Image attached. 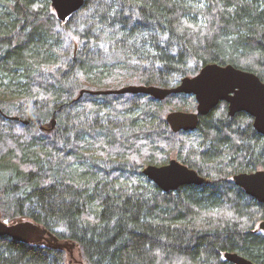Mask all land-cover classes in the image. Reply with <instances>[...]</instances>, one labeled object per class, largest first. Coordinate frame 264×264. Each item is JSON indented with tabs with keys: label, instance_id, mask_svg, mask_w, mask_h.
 <instances>
[{
	"label": "trees",
	"instance_id": "trees-1",
	"mask_svg": "<svg viewBox=\"0 0 264 264\" xmlns=\"http://www.w3.org/2000/svg\"><path fill=\"white\" fill-rule=\"evenodd\" d=\"M208 63L264 81V0H85L65 22L51 0H0L3 220L76 243L86 264H264V202L232 180L264 169L250 115L223 101L174 132L167 113L196 111L194 95L88 92L172 87ZM172 156L206 181L163 191L143 174ZM0 264H68L67 251L0 237Z\"/></svg>",
	"mask_w": 264,
	"mask_h": 264
},
{
	"label": "water",
	"instance_id": "water-1",
	"mask_svg": "<svg viewBox=\"0 0 264 264\" xmlns=\"http://www.w3.org/2000/svg\"><path fill=\"white\" fill-rule=\"evenodd\" d=\"M85 0H51L58 19L65 22L81 9ZM92 94L144 93L156 99H165L172 93H185L195 96L196 111L173 110L167 113L166 120L174 132L193 131L198 127L200 117L207 115L221 102L228 104L229 114L245 112L253 117L254 128L264 136V81L254 72L235 67L232 64L221 65L208 63L195 76L184 77L177 85H126L118 89L93 90ZM84 91L81 92L83 94ZM39 124L40 120H37ZM28 123V121H25ZM56 120H52L53 128ZM41 128H44L40 124ZM143 174L153 181L161 190H177L183 185L202 184L206 178L199 172L181 162L176 156L163 165L149 164L143 168ZM233 182L248 195L264 202V169L252 172H239ZM264 231V220L258 225ZM0 237H11L17 241L30 244L48 243L65 249L73 255L78 245L72 241H51L45 228L31 220L6 222L0 212ZM225 259L235 264H255L239 252H226Z\"/></svg>",
	"mask_w": 264,
	"mask_h": 264
},
{
	"label": "rangeland",
	"instance_id": "rangeland-1",
	"mask_svg": "<svg viewBox=\"0 0 264 264\" xmlns=\"http://www.w3.org/2000/svg\"><path fill=\"white\" fill-rule=\"evenodd\" d=\"M0 95L1 96H9L10 95L9 90L5 89L4 87H0ZM183 111H187V110H183ZM172 157H174V156H172ZM171 158L170 157H169V159L166 158L165 163H168ZM6 221L9 222L8 220H6ZM67 261H68V264H86L82 254L80 252V249L78 247H76L74 249L73 255H71L67 251Z\"/></svg>",
	"mask_w": 264,
	"mask_h": 264
},
{
	"label": "flooded vegetation",
	"instance_id": "flooded-vegetation-1",
	"mask_svg": "<svg viewBox=\"0 0 264 264\" xmlns=\"http://www.w3.org/2000/svg\"><path fill=\"white\" fill-rule=\"evenodd\" d=\"M239 113V112H238ZM253 118V117H252Z\"/></svg>",
	"mask_w": 264,
	"mask_h": 264
}]
</instances>
